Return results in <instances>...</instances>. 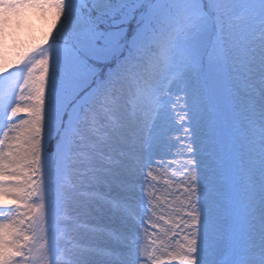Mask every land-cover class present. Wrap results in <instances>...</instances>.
Here are the masks:
<instances>
[{"label": "snow or ice", "instance_id": "obj_1", "mask_svg": "<svg viewBox=\"0 0 264 264\" xmlns=\"http://www.w3.org/2000/svg\"><path fill=\"white\" fill-rule=\"evenodd\" d=\"M45 6L56 10L57 20L63 15L52 43L19 56L14 66L23 85L17 81L0 95L6 121L0 127V197L16 206L15 219L0 213V264L28 261L41 240V257L51 254L55 264L61 220L68 232L65 264H264V0H0V38L21 10ZM101 63L110 71L97 75L93 68ZM8 67L0 63V73ZM85 73L92 83L69 114L63 97ZM226 83L233 111L217 115L211 109L222 104ZM22 111L27 119L18 123L13 118ZM236 116L246 160L225 233L201 187L208 165L200 153L209 148L196 145L202 135H227ZM172 125L183 133L175 141L183 162L174 168L183 187L179 196L168 192L175 199L166 198L164 208L153 168L167 171V161L177 157L141 158L146 149L174 151ZM67 175L74 177L71 185L61 182ZM164 185L173 187L168 179ZM61 208L65 215L58 217ZM101 215L121 222L115 247L74 244L80 218ZM160 220L170 227H160ZM45 223L47 236L41 235ZM157 228L151 233L156 239L148 240L151 251L142 249V231Z\"/></svg>", "mask_w": 264, "mask_h": 264}, {"label": "rangeland", "instance_id": "obj_2", "mask_svg": "<svg viewBox=\"0 0 264 264\" xmlns=\"http://www.w3.org/2000/svg\"><path fill=\"white\" fill-rule=\"evenodd\" d=\"M83 2V0H74V2ZM67 3L68 0H65ZM251 3H257V0H250ZM63 20V15L60 16V19L57 20L56 10L49 8L47 6L43 8H25L21 10L19 17L13 18L12 22L9 24L6 34L0 38V63H7L9 65L7 73H0V95H3L13 87V85L19 81L20 85H23V79L20 78L18 72V57L25 54H30L33 50L47 48L53 40L57 30L59 29L60 23ZM258 27V25L256 26ZM258 35V33H257ZM114 67V65H113ZM51 61L49 72L51 73ZM110 71L108 66H105L103 63L97 64L93 68V72L97 75H103ZM4 75H8L9 79L6 82L4 80ZM26 75V73H25ZM92 75L85 73L80 84L74 89H69L64 97L63 103L64 106L68 109L69 114L74 110L73 102L76 101L78 95L88 90L89 85L92 83ZM170 79H174L170 77ZM16 94L19 95V88H16ZM224 99L219 108L213 107L211 110L215 114H219L221 109L226 114H231L233 109L229 102L230 100V88L226 83L223 89ZM23 105L27 103L26 101H17ZM82 101H76V106ZM14 106V105H13ZM134 106L129 105V113L133 112ZM16 119L19 123L21 119H27L26 112H21L19 117L13 118ZM6 121L3 118V111L0 108V127ZM179 121H177V124ZM219 123V122H218ZM230 129V131H229ZM4 131L8 129L3 128ZM170 133H176L178 135L172 136L171 147L177 153L178 158L173 160V167L168 168L167 171L163 169L158 170L154 173L157 177V182L160 184V190H164L166 193V198L169 200L175 199V197L168 196V192H175L178 196L182 190L183 185L179 184L180 173L175 172L174 168L178 167L183 162V157L180 156V148L176 146L175 141L183 137L181 129L172 125L168 128ZM224 131L228 132L227 135L223 136H213L205 137L201 136L197 141V147L201 146V143L207 144L209 151H201L200 159L208 165L207 169L202 170L201 176V187L204 191L205 196L207 197L208 206L211 212V215L218 221L220 227L225 233H227L231 227V218L233 211L236 205V193H237V184L239 180L238 169L246 160V153L243 149L242 138H243V128L241 123V117L236 116L234 119H230L227 128ZM14 134V133H13ZM3 138L2 133H0V139ZM45 147L47 145L45 144ZM44 156L47 153H43ZM171 161V160H170ZM169 162V161H168ZM43 171V169H42ZM35 178V177H34ZM74 180V177L67 175L61 178V182L69 185L68 181ZM168 179L172 182L173 187L168 189L167 185H164V180ZM155 183V182H154ZM164 196V194H163ZM166 198L160 197L161 206L166 208V205L163 204ZM180 199H183V196H180ZM29 203H32L31 201ZM35 207V205H34ZM158 215L161 214L160 209H158ZM20 211H25V209H20ZM0 213H7L8 220L15 219L16 206L12 202L11 197H0ZM64 209L61 208L57 215L58 217H63ZM45 216L47 217V204L45 205ZM182 216V213L178 214L177 221L179 217ZM4 216L0 215V220H3ZM166 219H171L167 217ZM153 219V221H155ZM7 222V221H6ZM29 223L28 220H25L24 227ZM159 226H164L165 223L163 220L158 221ZM80 224V223H79ZM64 223L61 220L55 232V239L58 245L57 252L55 254V264H62L63 256H65V245L67 244L66 236L67 233H64L63 230ZM82 226V224H80ZM166 226V225H165ZM168 226V225H167ZM170 226V225H169ZM183 227V225H181ZM257 233H258V221H257ZM159 229V228H157ZM39 231V230H38ZM157 231L156 229H151L149 232ZM179 232V229H177ZM150 233V235H151ZM48 226L47 223L43 225V232L41 235L47 236ZM25 235L32 237L33 233L31 230H27ZM147 238H150L147 234ZM180 241L183 242V233L180 235ZM23 243V239L21 240ZM256 242L258 243V235L256 237ZM40 243H44L43 240L39 241L36 245V249L29 254L28 261H24L22 257H17L18 260L22 261V264H53V257L49 254L46 257H41L40 252L38 251ZM148 248V251H151V246L148 245V241H144V244L141 248ZM170 250V249H169ZM27 254V249H24ZM160 253V252H159ZM157 252L156 255L159 256ZM164 255H167L166 252H163ZM230 257L228 255H223L222 259L228 260ZM170 264H179V261H170Z\"/></svg>", "mask_w": 264, "mask_h": 264}, {"label": "bare ground", "instance_id": "obj_3", "mask_svg": "<svg viewBox=\"0 0 264 264\" xmlns=\"http://www.w3.org/2000/svg\"><path fill=\"white\" fill-rule=\"evenodd\" d=\"M167 155H175L178 158V155L175 151L169 152L168 148H164L161 147L159 149V151L156 150H145V154L142 155L141 158V163L146 162L148 160L154 159L156 157H163V156H167ZM169 161V162H168ZM167 164L171 165L173 164V160H168ZM172 167L174 165H171ZM170 168V167H169ZM159 168H153V174L158 172ZM145 171H147V169H145ZM74 180H70L68 181V184L71 185V183H73ZM166 192L164 190H160L159 193H157L161 199L164 197L166 198ZM164 194V196H163ZM161 201V200H160ZM159 212V210L157 209V213ZM65 215V212L63 213V216ZM156 217H153V219H155ZM64 223V222H63ZM80 224H82V226H80ZM80 224L78 225V233L79 236L77 237V239L75 241H73L74 244H77L78 246H83V245H87L89 243H96L101 245L102 247H105L106 249H112L115 247L114 244V237L113 234L119 232L122 229V225L121 222L115 218V217H111L109 215H101V216H91V217H81L80 218ZM96 225H101L102 228L99 231H94V226ZM161 227H170L169 225L167 226H161ZM63 230L64 233H67V236L65 237L67 240L68 237V232L65 231V224L63 226ZM157 233H159V229H156ZM150 231V230H149ZM143 232L141 233V246L144 244V241H148L149 238H147V234L150 238L152 239H156V237H152V235H150L151 232ZM156 247H159V244L156 245ZM171 250V249H170ZM160 252V253H159ZM159 256H164L166 257V255H164L163 251H158ZM67 260V255L65 253V256H63V260L61 261L62 264H65ZM166 264H170V261H166Z\"/></svg>", "mask_w": 264, "mask_h": 264}, {"label": "trees", "instance_id": "obj_4", "mask_svg": "<svg viewBox=\"0 0 264 264\" xmlns=\"http://www.w3.org/2000/svg\"><path fill=\"white\" fill-rule=\"evenodd\" d=\"M76 3H81V2L77 1Z\"/></svg>", "mask_w": 264, "mask_h": 264}]
</instances>
